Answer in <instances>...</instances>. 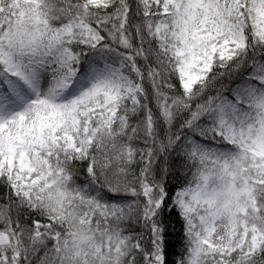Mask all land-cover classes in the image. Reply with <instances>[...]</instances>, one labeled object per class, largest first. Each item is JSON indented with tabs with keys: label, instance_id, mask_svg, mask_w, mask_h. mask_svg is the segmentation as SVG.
I'll use <instances>...</instances> for the list:
<instances>
[{
	"label": "snow or ice",
	"instance_id": "snow-or-ice-1",
	"mask_svg": "<svg viewBox=\"0 0 264 264\" xmlns=\"http://www.w3.org/2000/svg\"><path fill=\"white\" fill-rule=\"evenodd\" d=\"M0 264H264V0H0Z\"/></svg>",
	"mask_w": 264,
	"mask_h": 264
}]
</instances>
